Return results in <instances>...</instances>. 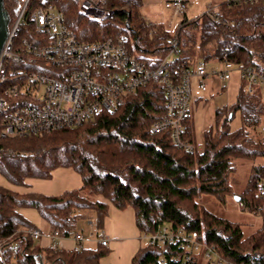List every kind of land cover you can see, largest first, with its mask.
I'll return each mask as SVG.
<instances>
[{
	"label": "trees",
	"instance_id": "obj_1",
	"mask_svg": "<svg viewBox=\"0 0 264 264\" xmlns=\"http://www.w3.org/2000/svg\"><path fill=\"white\" fill-rule=\"evenodd\" d=\"M47 1L64 12L84 41L125 34L132 51L157 58L169 52L177 37L174 68L230 61L264 72V0H225L211 13L185 17L175 32L148 21L141 12L143 0H97L108 13L103 21L83 13L74 0ZM4 4L12 23L19 2L4 0ZM245 83L243 79L234 104L216 109L215 124L203 132L202 152L178 146L169 132L151 130L167 110L165 88L157 82L138 88L125 103L82 126L0 137V149L14 150L13 155L0 157V176L13 185L49 178L60 166L74 168L83 180L81 187L59 195L20 192L0 184V238L16 244V249L4 251L7 264H100L109 251L102 243L79 250L34 246L33 236L20 231L30 223L19 209L36 208L53 230L69 236L92 211L97 215L96 227L103 228L110 203L121 209L134 207L136 223L146 234L164 225L180 237L167 245L147 239L131 264H264V208L260 210L264 195L259 192L264 163L253 167L247 186L251 197L244 199L245 206L263 216L262 226L252 234L245 235L240 222L207 210L198 201L203 192L221 199L234 192L236 159L264 158V131L259 130L264 90L257 86L250 92ZM237 114L240 124L233 127ZM185 124L186 136L191 137V112ZM184 236L213 247L215 256L207 258L193 244H183Z\"/></svg>",
	"mask_w": 264,
	"mask_h": 264
},
{
	"label": "built area",
	"instance_id": "obj_2",
	"mask_svg": "<svg viewBox=\"0 0 264 264\" xmlns=\"http://www.w3.org/2000/svg\"><path fill=\"white\" fill-rule=\"evenodd\" d=\"M83 13L94 18L97 0H74ZM240 1V0H235ZM258 1V0H246ZM18 13L9 26V33L0 53V137H28L45 132L82 126L95 121L104 111L113 110L125 103L127 96L152 82L163 84L166 92V115L155 120L151 130L169 132L173 141L189 152L197 151L192 137L186 136L185 120L193 107L195 89L207 90L205 77L213 74L228 80L231 71L239 69L246 81L245 89L252 92L260 86L264 90V72L255 67H243L224 62L225 68L208 71L202 61L192 67H173L170 55L178 47L172 42L168 54L161 59L145 58L131 50L127 36H109L102 40H81L68 24L66 15L47 0H18ZM174 16L188 9L185 0H168ZM215 5H208L211 13ZM28 32V33H26ZM11 148H1L2 155H13ZM259 192L264 195V181ZM90 224H96L90 220ZM41 229L33 228L31 235L39 238ZM59 238L62 234L54 231ZM103 245L109 242L102 231H91ZM150 243L167 245L180 237L167 226L146 234ZM75 238H85L77 232ZM183 244H193L205 257L215 256L213 247L183 237ZM57 242L54 243V247ZM16 244L9 238H0V264H7L4 251ZM82 248L78 244L74 249ZM226 264V263H225Z\"/></svg>",
	"mask_w": 264,
	"mask_h": 264
},
{
	"label": "crops",
	"instance_id": "obj_3",
	"mask_svg": "<svg viewBox=\"0 0 264 264\" xmlns=\"http://www.w3.org/2000/svg\"><path fill=\"white\" fill-rule=\"evenodd\" d=\"M168 1V0H167ZM190 5H188L187 11L184 13L185 17L188 19L190 15H195L197 11L193 10V2L185 0ZM225 0H207L202 8L197 14L199 17L206 12L208 5H215L217 7ZM199 11V10H198ZM174 17V15H173ZM194 17V18H197ZM154 19V18H153ZM158 25L165 26L163 19L159 20V23L156 20H152ZM167 28V26H165ZM178 28V27H177ZM177 30V29H176ZM239 70V69H235ZM241 81L243 82L242 73L239 70ZM210 82L212 83V92L221 93L227 89L224 84V80L217 75L211 74L207 76ZM205 77V81L207 79ZM241 82V84H242ZM208 90V88H207ZM206 90V91H207ZM205 91V92H206ZM204 92H201L199 89H195V100L193 101V107L191 110L192 119H193V134L191 135L194 143L196 145L197 151L202 152L205 148L203 132L204 129L200 122V117L204 108L205 101L203 100ZM264 101V93H263ZM221 107V106H219ZM0 184H3L6 187L13 188L20 192L34 191L47 195H59L66 190H72L79 188L83 185L82 176L72 167H57L52 171V175L49 178H29L27 179V184L24 186H15L10 183L5 177L0 176ZM34 207H22L19 209L20 213L29 221L30 226H23L20 231L26 234L31 235V230L33 228H39L42 231V234L39 238L41 241L39 246L42 247H54V243L57 242L56 247H62L65 249H74L78 244H81L82 247L91 248L93 245H100V239L95 240L94 237H89V234L86 236L81 229H77L74 233L69 236H60L56 238L54 236L53 228L49 225L48 222L43 223V217L40 215L39 211ZM37 218L35 217V215ZM90 223V221H89ZM40 225L43 228H40ZM82 232L85 236L84 239L78 241L75 238L77 232ZM102 231L106 234L109 239L108 244V255L102 256L100 259V264H131L134 255L142 247V232L136 223V211L132 206H128L125 209L118 208L113 203H110L108 215L105 218L104 227ZM46 233V234H45ZM32 236V235H31ZM54 247V248H56ZM108 258V259H106ZM111 258V260H110ZM114 259V260H113ZM104 262V263H103ZM106 262V263H105Z\"/></svg>",
	"mask_w": 264,
	"mask_h": 264
},
{
	"label": "rangeland",
	"instance_id": "obj_4",
	"mask_svg": "<svg viewBox=\"0 0 264 264\" xmlns=\"http://www.w3.org/2000/svg\"><path fill=\"white\" fill-rule=\"evenodd\" d=\"M166 1L167 0H143V4L141 6V12L143 13V15H145L148 21H152L155 19L156 22L159 23V20L163 19L165 26H167V28L172 32H175L177 27L180 25L181 21L185 18V14L184 12H180L173 17L174 11L172 8L166 7L165 4ZM191 1L193 2V10L197 11V13H193L195 15L189 14L188 16L189 18H194L197 17L198 16L197 14H199L200 10L204 8V4L207 0H189V2ZM188 5L190 4L188 3ZM96 14L100 15L99 18H95L98 19L99 21H103L104 20L103 18L106 15H108V13L105 12L103 9L99 8V6H98V10L96 11ZM165 55L166 54L157 58H154L153 56L152 57L154 59L159 60ZM173 58L174 55L169 56L170 60H172ZM204 64L209 72H211L213 69L221 70L225 68L224 67L225 64L221 61H207ZM210 76L211 75H209V77ZM223 82L226 85L227 89L225 91H222L221 93H214L212 92V83L210 82L208 77L206 79L208 90L204 92L203 100L205 101L204 103L205 106L203 108L200 117V122L204 130L215 124L216 122L215 113H216V109L219 106L223 107L227 104L232 105L236 102L242 82L239 70H232L231 77L228 80H224ZM239 124H240V119L237 114L235 119L232 121V126L236 127L239 126ZM259 130L264 131V116H263L262 124L259 126ZM262 163H264V158L262 157L236 159L235 160L236 170L232 175L234 192L227 194L225 199H221L218 196L211 193L203 192L198 196V201L207 210H210L232 221L240 222L242 224L245 235L252 234L260 226H262L263 216L261 213H257L251 210L248 206H245L244 199L251 197V195L249 196L247 192V186L249 185V181L253 172V167L256 164H262ZM236 195L240 196L241 198L237 199ZM261 203L262 204L260 210L264 208V198H262ZM35 217L37 218L36 215ZM42 219L45 225L47 221L44 218ZM90 220H92L95 224L97 223V215L93 211L89 218L80 220L78 228L81 229L86 236L91 231L99 230L101 233L102 228L98 229L97 227L92 226L89 223ZM38 226L40 228H43L40 225ZM141 237H142L141 245L144 246L147 243L146 233L142 232ZM94 239L97 240L99 238L95 236ZM40 241L41 238L35 239L34 246L39 245ZM93 246L94 247L91 248L97 247V245H93ZM108 254L109 253H107L106 255ZM13 264H19V263L14 261ZM215 264H219V263H215Z\"/></svg>",
	"mask_w": 264,
	"mask_h": 264
},
{
	"label": "water",
	"instance_id": "obj_5",
	"mask_svg": "<svg viewBox=\"0 0 264 264\" xmlns=\"http://www.w3.org/2000/svg\"><path fill=\"white\" fill-rule=\"evenodd\" d=\"M10 21L11 17L5 7L4 0H0V53L9 33ZM236 198L240 199L241 197L236 195Z\"/></svg>",
	"mask_w": 264,
	"mask_h": 264
}]
</instances>
